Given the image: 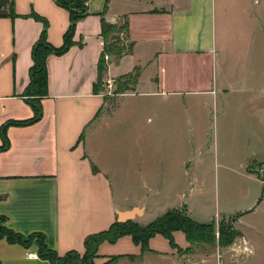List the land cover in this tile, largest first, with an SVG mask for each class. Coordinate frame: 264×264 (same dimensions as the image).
<instances>
[{
  "label": "crops",
  "instance_id": "obj_1",
  "mask_svg": "<svg viewBox=\"0 0 264 264\" xmlns=\"http://www.w3.org/2000/svg\"><path fill=\"white\" fill-rule=\"evenodd\" d=\"M88 9L70 48L46 58L42 117L13 124L34 116L25 91L43 22L32 14L48 21L55 47L64 44L71 16L55 0H0V146L3 127L7 139L0 215L25 237L43 233L61 255L83 253L85 238L108 229L119 212L135 210L132 220L146 226L184 207L207 223L206 210H196V199L180 187L202 176L203 164L192 159L203 144L200 116L214 105L217 129L220 122L227 131L232 126L243 142L247 131L258 136L264 126V0H89ZM103 14L128 22L131 46L108 61L105 78L139 70L135 89L113 97L112 108L98 82ZM173 235L179 248L189 247L183 231ZM148 245L125 235L102 243L95 261L185 264L163 235ZM0 262L50 264L36 242L25 247L5 238Z\"/></svg>",
  "mask_w": 264,
  "mask_h": 264
},
{
  "label": "rangeland",
  "instance_id": "obj_2",
  "mask_svg": "<svg viewBox=\"0 0 264 264\" xmlns=\"http://www.w3.org/2000/svg\"><path fill=\"white\" fill-rule=\"evenodd\" d=\"M121 26L122 21L118 23L119 28L108 35L109 44H116V47H108L114 50L108 53L109 62L117 61L130 45L127 32ZM262 26L264 28V23ZM107 63L105 60L104 70ZM104 70L99 87L110 97L107 104L112 108L113 97L135 89L139 70L112 79L105 78ZM108 79L113 80L112 87L108 86ZM126 80L132 89L121 87V82ZM205 112L199 119L202 123L199 139L203 144L192 157L203 164L202 176L180 187L182 192L196 199V210H206L202 219L211 222L214 218L217 238L210 243H190V249H182L180 254L185 264H264V126L259 137L247 131L243 142L238 140L232 126L227 131L226 125L222 122L221 126L220 122L217 129L214 105ZM221 226H229L240 234L233 242L221 245Z\"/></svg>",
  "mask_w": 264,
  "mask_h": 264
},
{
  "label": "trees",
  "instance_id": "obj_3",
  "mask_svg": "<svg viewBox=\"0 0 264 264\" xmlns=\"http://www.w3.org/2000/svg\"><path fill=\"white\" fill-rule=\"evenodd\" d=\"M55 1L60 6L69 10L71 16L70 28L65 35L64 44L61 47H55L47 40L48 21L36 13L32 14L33 17L43 22V29L40 37L33 47L34 62L30 68V82L25 91L29 97H27V101L34 110V116L27 120L11 122L13 124L33 123L42 117L43 107L41 100L48 94L46 58L51 53L62 54L70 48L73 44L72 37L77 21L89 14V0ZM117 28H119L118 24L107 21L103 14L102 36L104 38L105 48L101 56L98 82L102 79L103 66H105V54L114 51L108 47H116L115 43L109 44L108 35ZM120 28H123L128 33V22L124 21ZM130 48L131 46L128 47V50H130ZM128 81L129 80L121 82V87L124 89H132L131 86L127 85ZM2 136L5 139V145L0 146V149H4L7 144L4 127L2 128ZM6 222L7 217L5 215H0V238H5L10 243H19L25 247H29L33 242H36L39 257L49 261L50 264H96L95 260L98 257L99 246L104 242L114 243L125 235H131L135 243L140 244L144 250H147L149 248V240L155 235L161 234L169 239L170 243L178 248L179 252H181L182 249L175 243L173 235L177 230L183 231L190 243H210V241L215 242L217 238L214 221L207 223L198 222L194 220L188 214L187 209L183 207L167 210L146 226H141L133 220H128L126 222L116 220L108 229L88 235L84 241L85 251L83 253L77 250H71L61 255L47 245L43 233L35 232L25 237L23 234L9 228ZM239 234L238 231L233 230V228L229 226L228 228L226 226H221L219 230V244L227 245L233 242L234 238ZM187 249H190V247ZM118 257H113L112 260L114 261ZM0 264L2 263L0 262Z\"/></svg>",
  "mask_w": 264,
  "mask_h": 264
},
{
  "label": "water",
  "instance_id": "obj_4",
  "mask_svg": "<svg viewBox=\"0 0 264 264\" xmlns=\"http://www.w3.org/2000/svg\"><path fill=\"white\" fill-rule=\"evenodd\" d=\"M135 210L129 211V212H119L117 220L120 222H126L128 220H132L134 216Z\"/></svg>",
  "mask_w": 264,
  "mask_h": 264
},
{
  "label": "built area",
  "instance_id": "obj_5",
  "mask_svg": "<svg viewBox=\"0 0 264 264\" xmlns=\"http://www.w3.org/2000/svg\"><path fill=\"white\" fill-rule=\"evenodd\" d=\"M105 60L108 62L109 61V55L108 54H105ZM108 86L109 87H112L113 86V80H111V79H108Z\"/></svg>",
  "mask_w": 264,
  "mask_h": 264
}]
</instances>
